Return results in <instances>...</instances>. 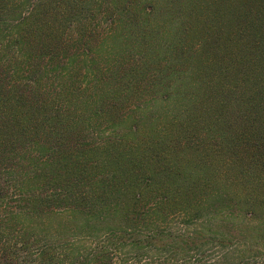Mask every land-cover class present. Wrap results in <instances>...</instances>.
<instances>
[{
  "label": "trees",
  "instance_id": "1",
  "mask_svg": "<svg viewBox=\"0 0 264 264\" xmlns=\"http://www.w3.org/2000/svg\"><path fill=\"white\" fill-rule=\"evenodd\" d=\"M141 1L0 0V264H264L262 192L245 201L210 190L206 178L219 175V151L227 148L232 176L244 162L264 167V0H220L232 19L225 37L232 42L217 51L205 44L198 52L210 58L194 63L184 58L193 50L183 37L168 32L186 25L189 39L184 16L195 20L205 1L172 0L161 18L157 0L139 8ZM93 40L112 41L111 49L124 54V46L153 47L148 59L163 58L155 67L144 62L134 72L140 78L115 79L106 109L91 110L96 102L84 97V109L73 110L69 97L103 80ZM76 48L80 54H69ZM79 61L81 80L73 76L81 73ZM187 69L222 77L249 70L263 82L248 86L244 99L232 92V102L203 104L192 119L210 139L199 133L180 140L154 128L144 145L136 144L145 110L129 104L139 102L142 84L155 73L164 88ZM194 96L192 102L206 101L205 93ZM212 107L221 115H210ZM213 116L224 136L209 124Z\"/></svg>",
  "mask_w": 264,
  "mask_h": 264
},
{
  "label": "rangeland",
  "instance_id": "2",
  "mask_svg": "<svg viewBox=\"0 0 264 264\" xmlns=\"http://www.w3.org/2000/svg\"><path fill=\"white\" fill-rule=\"evenodd\" d=\"M195 1L196 0H191V2ZM204 1L206 6L203 7L202 5V13L196 15L195 20L189 19L188 17L184 16L185 22L189 25L187 28H190L188 29L189 39H186L184 37V33L186 32L182 31V28H186V25L177 26L176 28H174V33L168 32L171 35H181L183 37V42L188 46V50H193L192 53L186 54L184 56V58L186 57L185 60L191 61V63H194L195 61L202 58L204 60L210 58V56L208 54H204L203 51L198 52L199 50L206 49L205 44H207L209 47H213L217 51L216 47L219 46V44H225L228 46V44L226 43L232 42V39L230 38H226L227 40H225V37L232 28V19L230 20V15H228L230 14V11L228 10L226 13L228 17L224 14L227 4L224 3L223 7H219L217 5L222 4V1L220 0ZM144 2L146 1L142 0L140 2L139 8L141 7V4H144ZM170 2H172V0H163V2L157 0L155 1V4L153 3L156 9L159 10L156 11V17L161 18V16H163L160 9L165 10L168 6V3ZM120 6H123V4H120ZM190 11L191 10L185 11V13H190ZM152 20L154 27H156L157 30V26L154 22L153 17ZM202 21H204L205 24H201ZM198 26L200 27L199 29ZM169 28H171V25L167 23L164 29L166 30ZM222 30H226L227 32H222ZM97 32V35H101L104 33L101 29L97 30ZM194 33L197 34L196 37ZM192 34L194 35L193 38H191ZM167 38L170 42L169 46L172 47L173 44H171V42L174 41L171 40L173 36H167ZM93 41L94 43H91L92 48L96 47L95 49L96 51H98L93 59L95 63L99 64V66L102 68L100 70H104V72L100 73V76L103 80L96 84L94 89L93 84L95 82L93 81L90 85L89 92L84 94V96L80 94L70 96L69 98H72L71 108L73 110H83L84 107H78V104H80L83 100L89 98L93 102H96L91 110L99 112L100 110L106 109L102 106V104H107V99H105V97L110 90L116 88L115 79L121 78L122 76L126 78H140V76L134 72L136 70L140 72V68L142 65H144V62L148 63L149 66L155 67L156 62L163 58V54L160 53L158 54V57L148 59L150 57L151 51L154 50L153 47L144 48L143 46L142 48L137 50L133 48V46H124L125 52L129 50V53L124 54L117 52L116 49H111L113 45L112 41L108 44H105L104 46L98 45L99 41ZM103 43H105V40ZM168 51H170L174 55L176 53L175 51L170 49H168ZM79 52H81V49L76 48L71 49L69 54L77 56V54H80ZM140 52H143V54H141ZM161 52L165 53V51ZM123 54L124 57H122ZM249 59L250 57L246 58L244 61L247 62ZM181 63L182 61H179L178 64ZM248 63L252 64L251 62ZM77 64L80 67L81 73L79 75V71L78 69H76L73 71V76L76 77L77 80H81L80 77L83 78L84 74L83 64L81 61H79ZM106 67H110L109 71H106ZM147 69L149 70L150 68ZM108 72L111 73L109 76ZM116 73L117 75H115ZM245 73L246 74L243 73L242 69L241 73H238V75L236 76H233L231 73H229L222 77L216 72H211L209 73V75L207 73L198 72V75H195L194 70L187 69V72L182 77L175 76L174 78L168 79L164 83V88H161L159 86V83L161 82L160 77H157L158 79L156 82L154 81V79L156 78L154 76H156V74H149V80L146 81L145 85L142 84L141 92L137 96V100L139 102H131L129 104L130 107L133 106L132 104H137L143 110H145V113L143 114L144 119L137 123L140 128V133L139 137L137 138L138 142L135 143H142V145H144L148 141L145 139L153 133L152 129L154 128H164L168 131L172 130L175 133L176 138H179L180 140L190 139L189 137H193L196 139L200 138V132H197V130L201 128V125L198 126L197 121H194L195 119H192V116L194 115L197 118V114H199L200 110L206 109L202 107L203 104L210 103V101L213 99L221 100L220 103L222 104L232 102V92H235V100L237 98H243V94L249 92L248 86L251 85L258 87L260 86L261 82H263V78H260L257 72L254 73V71L251 72L249 70H246ZM78 85L79 84L76 83V86ZM152 86H154L155 88L157 86V91L155 88H152ZM143 87H145V89H142ZM198 89L201 90L198 91ZM66 93L69 96V91H66ZM202 93H205L204 98H206V101L204 103L201 104V101L199 99L195 102H192V100H194L195 98L194 94H198L199 96H201ZM84 97L86 98L82 99ZM190 99L191 101H189ZM91 103L92 102H90V104ZM216 106L220 107L219 104H217ZM91 110L90 115H92L93 112ZM213 111L215 112V114L221 115V113L214 107L211 108L210 115ZM205 113H207V110L205 111ZM201 118L202 117L196 120H199V122H201ZM219 118L220 117L213 116L209 120V124L214 125L217 130L221 129L220 126L216 123ZM101 123H103V121H101ZM225 131L226 130L221 129L223 136L225 135ZM200 134L202 136H207L205 137L206 140L210 139L208 137H211L209 135L202 134V132ZM210 135H212V133ZM172 137L173 136L168 135V139ZM190 140L192 141V139ZM166 144L168 146L167 148L170 149L169 144ZM128 146H133V142H129ZM209 147L213 148L211 144ZM206 148V146L203 147L201 151L202 156L204 155ZM219 153V157L223 160V162L220 163V166L218 164L219 175H206V178L209 179L208 184L211 187L210 190L227 193L230 196H232V192H236V196L245 201L251 199V196L253 198L259 196L258 192H262V195H264V167L248 168L246 163L244 162L242 163L243 166L241 169L239 168V166L236 167V171H238L239 174L237 176H232V164H229L227 160L228 158H232V149L227 148V151H219ZM171 157L176 156L172 154ZM210 166H214V163H210ZM232 177L236 179V181L232 182ZM245 196H248V198H245Z\"/></svg>",
  "mask_w": 264,
  "mask_h": 264
}]
</instances>
